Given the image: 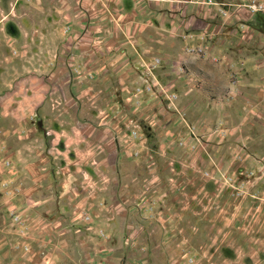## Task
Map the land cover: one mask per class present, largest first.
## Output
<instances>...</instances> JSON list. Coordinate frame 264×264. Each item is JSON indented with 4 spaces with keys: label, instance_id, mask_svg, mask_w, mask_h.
<instances>
[{
    "label": "rangeland",
    "instance_id": "1",
    "mask_svg": "<svg viewBox=\"0 0 264 264\" xmlns=\"http://www.w3.org/2000/svg\"><path fill=\"white\" fill-rule=\"evenodd\" d=\"M61 49L85 148L11 102ZM0 264H264V0H0Z\"/></svg>",
    "mask_w": 264,
    "mask_h": 264
},
{
    "label": "crops",
    "instance_id": "2",
    "mask_svg": "<svg viewBox=\"0 0 264 264\" xmlns=\"http://www.w3.org/2000/svg\"><path fill=\"white\" fill-rule=\"evenodd\" d=\"M81 56L66 57L61 49L58 56L56 54L54 58L49 56L37 59L34 66L35 70L29 73L31 76L20 81L15 90V96L11 98L12 104L21 111L23 118L41 114L39 119L41 124L44 125L49 135L59 137L58 141L62 142L65 147L80 143L81 148H85V145L82 144L83 141L87 142L94 139V134L98 131L94 124L101 122L103 117L98 113L92 116L88 115L86 103L77 104L78 102H75L76 109L71 110L64 107L60 108L57 105L58 98L56 95L58 94L52 89L64 90L63 88L68 87L67 100H84V93L79 87L81 82L75 81L78 78L77 72L82 69ZM94 60L95 58L91 62ZM118 60L116 59V61ZM105 65L106 63L103 64V66ZM21 74H27V72H21ZM72 77L73 83L70 85ZM89 116L91 119L88 118ZM101 148L105 150L102 145Z\"/></svg>",
    "mask_w": 264,
    "mask_h": 264
}]
</instances>
